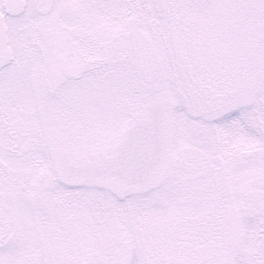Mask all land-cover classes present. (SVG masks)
<instances>
[{
    "label": "snow or ice",
    "instance_id": "obj_1",
    "mask_svg": "<svg viewBox=\"0 0 264 264\" xmlns=\"http://www.w3.org/2000/svg\"><path fill=\"white\" fill-rule=\"evenodd\" d=\"M0 264H264V0H0Z\"/></svg>",
    "mask_w": 264,
    "mask_h": 264
}]
</instances>
